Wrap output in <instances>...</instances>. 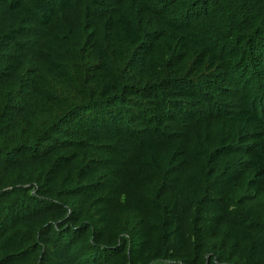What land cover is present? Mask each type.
I'll return each mask as SVG.
<instances>
[{"label": "trees", "instance_id": "trees-1", "mask_svg": "<svg viewBox=\"0 0 264 264\" xmlns=\"http://www.w3.org/2000/svg\"><path fill=\"white\" fill-rule=\"evenodd\" d=\"M0 264H264V0H0Z\"/></svg>", "mask_w": 264, "mask_h": 264}]
</instances>
